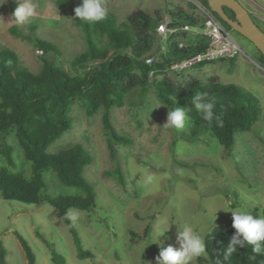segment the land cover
I'll use <instances>...</instances> for the list:
<instances>
[{
  "label": "rangeland",
  "instance_id": "1",
  "mask_svg": "<svg viewBox=\"0 0 264 264\" xmlns=\"http://www.w3.org/2000/svg\"><path fill=\"white\" fill-rule=\"evenodd\" d=\"M239 1L264 30V0ZM21 2L6 0L0 5V49L14 52L20 66L32 73L40 71L43 57L72 76L85 74L90 65L72 66L73 59L85 50L82 31L74 23V10L82 6V0H67L64 8H59L56 0H38L35 19L24 26L13 22V12ZM104 4L120 26L138 10L162 21L168 19L167 10H180L198 19L203 18L204 10L195 0H104ZM232 35L242 48V54L235 59L198 64L180 71L156 69L144 94L134 88L126 95L123 106L111 108L109 119L113 129L128 140L112 143L115 158L109 151L102 111L88 117L82 100L73 101L70 129L46 153L56 154L71 145H80L92 157L83 178L94 188L95 207L89 211L71 208L68 214L77 215L75 222L70 220L83 249L93 258H77L68 229L47 202L24 204L0 197V242L7 253V264H26L14 232L25 239L36 264H53L49 248L36 232L64 257L65 264H155L161 248L180 249L178 234L186 224L193 226L203 241L213 219L211 228L228 225L232 213L223 211L228 210L227 201H231L232 210L247 207L254 218L262 217L264 64L259 63L258 51L247 39ZM36 38L53 43L59 55L44 54L35 46ZM165 41L154 35L151 52L157 62L163 59ZM190 79L203 84L215 81L233 85L258 101L260 111L251 130L235 132L229 151L210 133L190 139L199 112L194 101L179 106L191 121L184 129L165 125L171 110L157 100L152 81L181 85ZM5 141L13 149V167L0 156V168L29 178L31 162L23 158L15 135L10 134ZM117 166L123 186L112 173ZM43 180L44 195L49 198L82 195L80 190L62 185L51 171L43 173ZM256 203L260 206H253ZM160 231L165 232L159 237L158 246L156 236ZM197 258L191 264H197ZM199 258L207 261L205 252Z\"/></svg>",
  "mask_w": 264,
  "mask_h": 264
},
{
  "label": "trees",
  "instance_id": "2",
  "mask_svg": "<svg viewBox=\"0 0 264 264\" xmlns=\"http://www.w3.org/2000/svg\"><path fill=\"white\" fill-rule=\"evenodd\" d=\"M195 1L228 31L241 36L222 22L216 13L211 12L205 0ZM56 5L64 8L67 0H56ZM223 10L230 19H234L231 10ZM166 14L170 20V28L195 26L202 21L180 10H167ZM250 16L260 28L255 18ZM161 21V18L151 17L139 10L131 13L121 26L110 13L99 23L74 18V23L82 31L85 50L73 59L72 66L90 65L91 68L83 75L72 76L43 57L40 71L32 73L20 66L14 52L0 49V156L8 166L13 167V149L5 141L13 133L23 158L31 162L29 178L0 168V197L24 204L38 205L42 201L47 202L57 211L59 219L68 229L78 259L93 256L83 249L69 219L68 210L74 208L89 211L95 207L94 188L83 178L85 168L92 163V157L80 145H71L56 154H47L46 149L70 129L71 105L75 99H80L85 105L86 116L102 111V125L109 138V151L115 158L112 143H126L128 140L118 136L113 129L109 119L111 108L123 106L126 95L134 88L138 87L140 93L144 94L151 81L149 75L154 74L156 69H167L174 62L187 59L207 47V40L203 36H187L188 34L177 31L168 38L167 52L161 63L145 65L143 57L151 52L155 30ZM260 30L264 33V30ZM182 41L186 47L179 49L178 43ZM34 44L44 54L59 55L57 47L47 40L36 38ZM258 60L264 64V57L259 52ZM151 84L155 88L157 100L170 110L185 102L194 101L198 94H206L205 101L214 103V118L209 123L198 112L190 139H200L210 133L225 151L232 148L235 132L251 130L260 111L258 101L252 95L233 85H222L215 81L203 84L196 79H190L181 85H173L167 81H152ZM46 171L55 173L62 185L76 188L82 195H58L54 198L44 195L43 173ZM112 173L119 185L123 186L120 168L117 166ZM234 234L232 220L228 225L212 228L211 235L207 233L204 241L207 261L202 262L198 257L197 264H216L217 259L222 264H264V254H254L252 247L248 245H238L230 261H223V254ZM36 235L49 248L53 264H65L64 257L44 236L39 232ZM14 236L22 248L26 264H36L34 254L25 239L18 232H14ZM6 254L0 242V264H7ZM251 255H256L254 261L250 259Z\"/></svg>",
  "mask_w": 264,
  "mask_h": 264
},
{
  "label": "clouds",
  "instance_id": "3",
  "mask_svg": "<svg viewBox=\"0 0 264 264\" xmlns=\"http://www.w3.org/2000/svg\"><path fill=\"white\" fill-rule=\"evenodd\" d=\"M5 3L6 0H0V5ZM37 7L38 0H22L13 12V22L20 26L31 24L36 17ZM74 11L75 18L93 23L104 21L108 15V9L105 7L104 0H82V6L76 7ZM205 97L206 94H198L193 100L197 110L203 114V119L211 123L214 118V103L206 102ZM189 122L191 121L186 117L181 107H176L171 111L168 110L165 125L179 130L184 129ZM230 205L231 201H227L226 207L228 210L223 211L232 213V227L235 229V234L232 236L223 254V261H230L232 254L237 251L238 245L240 247L251 246L254 254H264V217L259 216V218H254L250 214V208L245 207L232 210V206ZM255 205H259V203L253 206ZM68 216L73 222L78 219L77 215L73 213H69ZM213 220L208 225V233L210 235ZM164 232L160 231L156 236L158 240L156 244L158 246L160 244L159 237ZM178 239L181 244L180 249L176 250L172 246L161 248L159 255L155 258V264H191V262H194L197 257L205 252V244L202 237L194 232L193 226L190 224H186L179 231ZM250 259L254 261L256 255H251ZM216 264H222V261L217 259Z\"/></svg>",
  "mask_w": 264,
  "mask_h": 264
},
{
  "label": "built area",
  "instance_id": "4",
  "mask_svg": "<svg viewBox=\"0 0 264 264\" xmlns=\"http://www.w3.org/2000/svg\"><path fill=\"white\" fill-rule=\"evenodd\" d=\"M204 10H202L203 18L201 23L195 26L184 25L178 29L170 28L169 19L157 25L155 30L156 37L166 39L162 51L163 57L167 52L168 38L177 31H182L189 36H203L207 40V47L202 52L196 53L187 59L174 62L167 68L168 70L180 71L198 64L210 63L223 59H234L242 54V48L233 37L232 33L228 31L218 19ZM185 47V42L182 41L178 43L179 49ZM143 62L147 66H151L154 63H161V61L157 62L152 52L143 57ZM152 74L153 73H150L149 78H151Z\"/></svg>",
  "mask_w": 264,
  "mask_h": 264
},
{
  "label": "water",
  "instance_id": "5",
  "mask_svg": "<svg viewBox=\"0 0 264 264\" xmlns=\"http://www.w3.org/2000/svg\"><path fill=\"white\" fill-rule=\"evenodd\" d=\"M211 12L216 13L219 19L230 29L247 39L264 57V33L253 22L249 11L239 0H205ZM223 8H228L234 14L230 19Z\"/></svg>",
  "mask_w": 264,
  "mask_h": 264
}]
</instances>
